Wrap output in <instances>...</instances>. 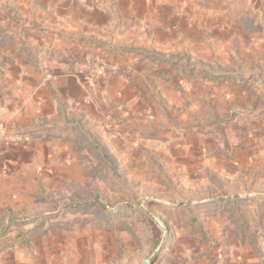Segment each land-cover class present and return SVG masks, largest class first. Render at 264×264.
Instances as JSON below:
<instances>
[{"label": "rangeland", "instance_id": "rangeland-1", "mask_svg": "<svg viewBox=\"0 0 264 264\" xmlns=\"http://www.w3.org/2000/svg\"><path fill=\"white\" fill-rule=\"evenodd\" d=\"M0 264H264V0H0Z\"/></svg>", "mask_w": 264, "mask_h": 264}]
</instances>
